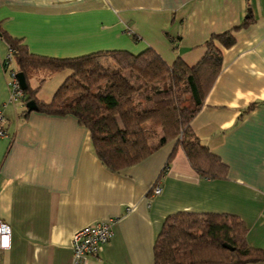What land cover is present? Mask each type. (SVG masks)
<instances>
[{"label":"crops","instance_id":"1","mask_svg":"<svg viewBox=\"0 0 264 264\" xmlns=\"http://www.w3.org/2000/svg\"><path fill=\"white\" fill-rule=\"evenodd\" d=\"M248 14L253 22L234 31L235 45L218 44L222 71L191 123L227 165L224 179L200 176L176 141L109 170L77 118L26 114L24 102L9 103L3 61L10 49L0 35V111L8 119L0 138V220L12 230L0 264H73L76 233L110 220L112 240L84 264H154L163 225L180 212L237 216L250 247L264 249V0H0V29L35 55L151 48L167 65L180 58L190 68L214 35L236 29ZM72 75L40 71L30 83L37 88L47 77L37 98L48 103ZM157 182L162 192L153 195Z\"/></svg>","mask_w":264,"mask_h":264},{"label":"trees","instance_id":"2","mask_svg":"<svg viewBox=\"0 0 264 264\" xmlns=\"http://www.w3.org/2000/svg\"><path fill=\"white\" fill-rule=\"evenodd\" d=\"M252 22L248 14L236 29L214 35L205 56L193 68L180 58L169 66L151 48L139 54L113 50L76 58L44 57L31 53L23 40L1 29L0 35L13 52L12 67L26 77L28 87L22 102H36L40 113L77 118L90 131L94 151L109 170L120 172L176 141L200 176L224 179L227 165L202 143L191 123L222 71L218 44L233 47L234 31ZM64 70L73 75L50 102L40 101L37 93L47 77L33 88V76L40 71L51 75ZM155 137L158 140L152 144ZM247 235L246 224L234 215L176 213L167 217L157 238L154 264L264 263V249L250 247Z\"/></svg>","mask_w":264,"mask_h":264},{"label":"built area","instance_id":"3","mask_svg":"<svg viewBox=\"0 0 264 264\" xmlns=\"http://www.w3.org/2000/svg\"><path fill=\"white\" fill-rule=\"evenodd\" d=\"M13 52L10 50L8 56L3 61V68L8 78L10 90L9 103L15 104L23 100L24 91L21 88L18 72L12 67ZM4 105L3 108H5ZM8 119L3 109L0 111V138L7 135ZM162 186L157 182L153 188V195H159ZM114 220L100 222L86 227L76 233L73 239V264H84L89 257L100 254L102 249L112 240L114 236ZM12 230L10 225L0 220V251L11 247Z\"/></svg>","mask_w":264,"mask_h":264},{"label":"water","instance_id":"4","mask_svg":"<svg viewBox=\"0 0 264 264\" xmlns=\"http://www.w3.org/2000/svg\"><path fill=\"white\" fill-rule=\"evenodd\" d=\"M18 79H19V82H20V85H21L22 90L23 91H26L28 85H27V82H26L25 75L23 73H18ZM26 107H27V109H28L29 112L38 111V106H37L36 102H34V101L28 102L27 105H26ZM224 247L225 248H228V249H230L232 251L234 250L233 247H231V246H229L227 244H224Z\"/></svg>","mask_w":264,"mask_h":264},{"label":"rangeland","instance_id":"5","mask_svg":"<svg viewBox=\"0 0 264 264\" xmlns=\"http://www.w3.org/2000/svg\"><path fill=\"white\" fill-rule=\"evenodd\" d=\"M157 140H158V139L155 137V138L151 141V143H152V144H155V143L157 142Z\"/></svg>","mask_w":264,"mask_h":264}]
</instances>
